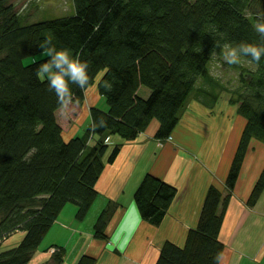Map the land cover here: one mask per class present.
Returning <instances> with one entry per match:
<instances>
[{
	"label": "trees",
	"instance_id": "16d2710c",
	"mask_svg": "<svg viewBox=\"0 0 264 264\" xmlns=\"http://www.w3.org/2000/svg\"><path fill=\"white\" fill-rule=\"evenodd\" d=\"M73 2L71 16L25 23L13 0H0V264H29L67 204L76 205V218L83 220L99 196L106 165L115 162L123 142L135 140L153 120L159 122L156 139L172 138L190 95L209 77L212 57L224 44L264 43L255 31L264 22V0ZM46 34L89 66V85H70V102L82 105L91 91L100 97L81 135L67 136L58 122L62 106L39 71L47 56L24 63L43 53L39 45ZM251 62L257 69L238 93L246 124L226 178L227 193L211 184L185 244L167 240L155 264L220 262L225 248L220 232L246 153L252 139L264 143V57ZM105 80L110 90L98 86ZM144 87L148 96L141 94ZM112 136H119L113 145ZM263 191L264 168L248 204ZM177 194L175 185L147 172L133 198L141 218L158 227ZM119 205L110 202L100 214L95 238L108 239V221ZM16 231L23 237L6 246ZM53 248L46 264H63L65 249ZM96 262L85 253L77 264Z\"/></svg>",
	"mask_w": 264,
	"mask_h": 264
},
{
	"label": "crops",
	"instance_id": "0c3cea01",
	"mask_svg": "<svg viewBox=\"0 0 264 264\" xmlns=\"http://www.w3.org/2000/svg\"><path fill=\"white\" fill-rule=\"evenodd\" d=\"M91 93L99 96L95 91ZM96 105L98 104L94 101L91 106ZM179 124L172 135L177 141L186 139L185 135L182 136V132L179 131ZM158 127L159 122L153 120L148 129L135 140L123 142L117 159L113 164L106 165L97 184L99 196L88 212L89 214L98 204L92 218L98 220L110 202L121 204L113 212L106 228L109 240L113 245L115 244V248H110L106 241L95 238L94 230L93 238L81 250L83 254L95 256L99 261L98 264L115 258H118V264H155L167 240L180 246L185 244L188 231L196 226L208 186L213 184L222 191L226 189V178L243 130L234 139L228 132L221 133L219 138H214L213 141L206 137L208 135L203 134L204 147L193 153L199 159L191 161L188 171L183 170V183H177L173 180L174 170H172L174 169L172 165L177 161L176 157L171 155V148L166 147L169 144L168 140L160 141L155 138ZM187 138L191 142L195 140L190 133L187 134ZM111 139L114 142L119 141L117 136H112ZM145 163L149 172L178 188V194L159 227L144 221L134 198L128 200L125 197V190H128L130 184L132 188L137 184L129 183V180L144 172L145 168L142 166ZM193 166L198 167V172L191 170ZM263 168L264 143L252 139L225 212L220 232V240L225 248L219 264H264V191L253 206L248 204V199ZM197 202L199 203L198 215L191 227L185 230L181 227L169 228L174 213L181 215L184 220L191 218L190 209L186 208L193 203L195 206ZM69 204L64 207L54 225H60L69 233V229L77 225L72 232L74 236L80 233L84 235V231L78 230V227L82 226L76 218L78 208L74 204ZM64 220H70L71 226L62 222ZM54 246L58 245L50 247ZM107 264H109L108 261Z\"/></svg>",
	"mask_w": 264,
	"mask_h": 264
},
{
	"label": "rangeland",
	"instance_id": "374dc122",
	"mask_svg": "<svg viewBox=\"0 0 264 264\" xmlns=\"http://www.w3.org/2000/svg\"><path fill=\"white\" fill-rule=\"evenodd\" d=\"M13 2L25 23L51 20L75 14L73 0H13ZM248 17L252 20L254 18L250 13H248ZM225 51L226 49L223 47L213 55L210 62L209 77L206 79L201 78L198 81L195 90L190 95L182 112L179 131L182 132V136L183 134L185 135L186 139H183L184 141H177L175 137L168 139L169 144L166 147L171 148V155L176 157L177 160L176 163L172 165V168L174 169L171 168L174 170L173 180L177 183H183V170L184 172L188 171L191 161L193 159H199L198 156L193 155V153L204 147L202 141L204 138L203 134L208 135L206 137L211 138L213 141L214 138H219L221 133L228 132L234 139L241 130H244L246 119L238 112V93L244 87L243 82H248L250 80L252 73L256 71L257 66L244 57L241 58V63L239 65H229L224 61ZM44 56H46V54L41 53L35 57L31 56L25 58L24 63L29 64L33 62V60ZM42 77H44V74H42ZM149 92V89L146 87L141 90V94L145 96H148ZM94 101L98 104L100 102V97L91 93L82 105L69 102L66 107H61L58 110V122L63 127L67 136L70 137L71 135L76 134L81 135L86 131L91 122L90 107ZM188 133L192 134L195 140H192V142L187 140ZM117 137L119 138V136ZM96 139V137L92 138L91 135L89 143L94 144L97 141ZM114 143H116V141L114 142L111 139V145ZM146 166L147 163L142 166V168H145L143 169L144 172L139 173L137 177L134 176L129 180V183L137 184L134 185V188H132V185L130 184L128 190H125V197L128 200L133 199L137 186L143 179L144 175L149 172ZM191 170L198 172V167L195 168L193 166ZM226 193L227 190L224 189L223 194L225 195ZM193 204L192 206L190 205L189 208L188 206L186 208L188 210L190 209L189 213H191V218L184 220L181 215L174 213L172 215V220L170 221V229L173 227H181L185 230L191 227L192 223L197 219L196 215H198L197 209L199 203H195V206H193ZM96 205L83 220L77 219L79 223H82V226L78 227V230L84 231V235H81L80 233L79 235L77 234L78 236H74V233L72 232L75 231L74 227L76 228L77 225L69 229V233L60 225L55 224L48 231L40 245V249L36 252L29 264H46L49 262L52 253L55 250V248L50 247L51 245H58L65 249L63 264H77L82 256L81 254H83L81 251L82 248L86 247L89 241L93 238L92 234L95 230L97 219L92 217H94V211L97 207ZM62 222H66L68 226H71L70 220H64ZM23 235V232L16 231L5 240V245L8 247L14 246L21 240ZM109 239L110 237L108 236V239L104 240L107 242V246L110 245V248H115V244L113 245ZM112 260L108 259L107 261L109 264H118V258ZM107 261L103 264H107ZM98 263L99 261L97 259L96 264Z\"/></svg>",
	"mask_w": 264,
	"mask_h": 264
},
{
	"label": "clouds",
	"instance_id": "9594fccd",
	"mask_svg": "<svg viewBox=\"0 0 264 264\" xmlns=\"http://www.w3.org/2000/svg\"><path fill=\"white\" fill-rule=\"evenodd\" d=\"M255 31L264 41V22L255 25ZM55 37L46 34L45 39L39 47L46 54L47 59L39 66V71L47 76L49 90L55 93L57 103L66 107L71 101L72 92L70 85L86 88L90 82L88 64L84 60L75 56L70 48L58 47L54 43ZM224 61L229 65H239L242 57H247L251 61L259 64L264 57V43L253 44L241 42L239 44H224ZM99 87L110 90L112 84L108 81H97ZM105 124L104 120L99 123L100 127ZM219 261V254L216 257Z\"/></svg>",
	"mask_w": 264,
	"mask_h": 264
}]
</instances>
